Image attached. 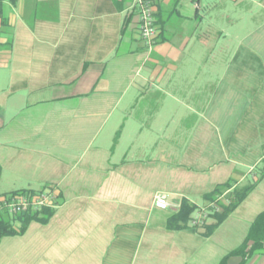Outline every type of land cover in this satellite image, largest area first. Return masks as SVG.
Returning <instances> with one entry per match:
<instances>
[{
	"label": "crops",
	"instance_id": "crops-1",
	"mask_svg": "<svg viewBox=\"0 0 264 264\" xmlns=\"http://www.w3.org/2000/svg\"><path fill=\"white\" fill-rule=\"evenodd\" d=\"M153 2L159 34L152 45L138 33L133 0L0 2V197L35 187L56 195L47 220L22 234L30 235V253L2 264H136L138 241L153 235L157 244L146 242L140 264H203L184 253L213 233L169 230V216L183 198L193 202L194 193L205 197L220 183L254 185L250 193L264 183V167L254 169L264 159V0ZM219 36L222 65L213 66L207 56ZM140 99L205 107L199 110L213 121L242 123L244 141L222 149L223 167L212 177L207 166L199 181L170 169L171 190L146 193L148 213L138 190L149 192L151 181L133 163V153L147 149H122L126 129V145L133 136L124 112ZM109 120L104 145L87 160L90 149H70L90 145ZM107 137H114L110 147ZM157 151L164 162L166 150ZM157 192L169 195V209L154 206ZM245 264H264V254Z\"/></svg>",
	"mask_w": 264,
	"mask_h": 264
},
{
	"label": "rangeland",
	"instance_id": "rangeland-1",
	"mask_svg": "<svg viewBox=\"0 0 264 264\" xmlns=\"http://www.w3.org/2000/svg\"><path fill=\"white\" fill-rule=\"evenodd\" d=\"M231 27L232 26H226L228 30H230ZM222 44L223 39H220V36L213 40L212 53L207 56V61L213 66L222 65L220 58ZM205 62L203 61L202 65L205 64ZM149 101L151 100L140 99L132 107H127L124 113H127L129 118L133 120V136L131 135V140H129L132 143L126 145L125 141L128 142V139H125L127 129L122 138L124 143L122 144V149L129 145L131 146L130 149H147L145 154H140L138 152L133 153V163L134 168H136L134 173L142 172V168H145L146 171H143L148 174V178L150 179L149 182L151 181V185L148 186L150 189L149 192H145L142 190L143 188L138 190L141 195L143 194L142 197L144 198L143 200H145L140 204L146 207L141 208V211L144 213H148L150 205L149 195L147 196L146 193L152 194L156 190H164L167 192L171 190V187L165 185L168 181L170 169L176 174L179 172L180 176H188L199 181V178L201 176L204 177L206 172L201 171L202 168L207 166L206 168L209 172L206 173L208 176L212 177L215 174H219L223 167L222 159L224 155L222 149H238V146H240L239 144L244 143L243 139H241L242 123L239 121L224 122L221 116L218 120L213 121L208 116H205V113H202L203 111L199 110L205 107H194L188 105L187 101L184 100L172 102L165 99L159 106H151ZM131 110L132 112L130 113ZM244 117L245 115L241 116L242 119ZM134 121H136V123ZM110 126L112 127V120L106 122L104 129L90 145H85V147L76 146L74 148L70 146V149H90L86 152V155H89L93 149H96L99 145H104L101 142H103L104 135L109 131ZM119 128L120 127H118V129ZM135 130L137 132L134 134ZM262 135H264L263 132ZM112 138L110 140L107 137L109 147L114 143V139ZM158 149L166 150L164 162L160 159L161 154L157 151ZM172 149H176L178 154L169 152ZM262 149H264V147ZM88 155L86 156V160ZM122 156L124 157V154H122ZM199 156L203 157L201 159L203 160L202 162L197 160ZM161 165H165V167H161ZM170 166L171 168H169ZM210 167L213 168L209 169ZM263 167L264 159L255 164V172L262 171ZM245 171L247 172V169H245ZM35 188L37 189L35 191L52 190L49 187L41 190H39L40 187ZM125 189L126 187L124 185L117 186V194L125 193ZM52 191L54 192V190ZM229 195L230 190L224 189V192L218 197L215 203H212L203 195L197 193L190 196V199L197 205V209L193 215L195 216L198 212L200 213L203 211L207 213V217L205 219L203 218L204 222L200 225H196V229L205 232V235L212 234L209 233V225L215 223L216 220L208 213L211 212V209H213L212 207L218 210V202L227 200ZM249 195H251L250 200L244 202V204L237 208L224 222L217 226L211 236H203L201 238L199 237L197 240L191 241L190 246L187 248V253H184V257H189L191 260L201 259L203 260V264H219L230 251L239 247L253 219L264 209V183L260 187H257L253 193H249ZM121 209H123V207L118 208V210ZM15 226L18 227L19 224L15 223ZM153 237L155 238L156 236L153 235L150 238L143 237L138 241V248L136 251L134 250V252H136V264H140V260L144 258L147 252L145 250V244L149 239L152 241L151 244H154V247L155 244H157V241L152 239ZM29 238V234L25 236L15 235L4 237L0 244V264L5 262L10 263L15 254H17V257L29 254ZM137 240L138 239H133L134 245L137 243ZM82 241L88 242V238H82ZM102 242L104 241L102 240ZM102 242L100 243L103 244ZM153 253L157 254V252ZM257 254L264 253H255L248 261Z\"/></svg>",
	"mask_w": 264,
	"mask_h": 264
},
{
	"label": "trees",
	"instance_id": "trees-1",
	"mask_svg": "<svg viewBox=\"0 0 264 264\" xmlns=\"http://www.w3.org/2000/svg\"><path fill=\"white\" fill-rule=\"evenodd\" d=\"M232 188L231 181L218 184L212 191L205 194V198L212 203L218 200V197L225 190H230V195L227 200L218 202L217 208L211 209L208 214L214 218L215 223L209 225V233H213L217 226L224 222L233 213L238 206L245 200L254 185H245ZM33 190H18L2 197H9L11 195L25 193ZM1 198V197H0ZM216 206V205H215ZM197 205L187 198H183L178 210L172 213L168 218L167 227L169 230L176 231L182 229H196V226L192 225L194 218L193 213L196 211ZM48 214V215H47ZM51 214L50 207H44L39 211H28L26 213H20L15 216H11L7 210L0 207V242L4 237L22 235L24 234L29 224L32 221L45 222L47 216ZM15 223L19 226L16 227ZM255 253H264V209L260 211L253 219L249 230L242 242V244L230 251L220 262V264H226L228 259L233 256L241 257L240 264H245Z\"/></svg>",
	"mask_w": 264,
	"mask_h": 264
},
{
	"label": "built area",
	"instance_id": "built-area-1",
	"mask_svg": "<svg viewBox=\"0 0 264 264\" xmlns=\"http://www.w3.org/2000/svg\"><path fill=\"white\" fill-rule=\"evenodd\" d=\"M3 0H0V2ZM133 7L138 12V33L148 45H152L159 34V28L156 23L155 7L153 0H133ZM56 195L50 190L28 191L25 193L11 195L0 198V207L7 210L13 217L20 213L28 211H39L44 207H53ZM154 206L160 209H169L172 203L169 195L165 192H157L154 197ZM207 217V213L198 212L192 220V225H200ZM204 218V219H203ZM203 219V220H202Z\"/></svg>",
	"mask_w": 264,
	"mask_h": 264
}]
</instances>
